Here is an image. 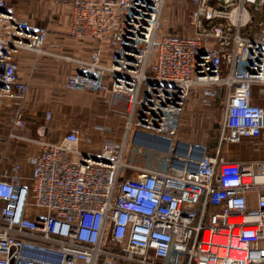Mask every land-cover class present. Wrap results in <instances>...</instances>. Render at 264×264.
<instances>
[{"label":"built area","instance_id":"obj_1","mask_svg":"<svg viewBox=\"0 0 264 264\" xmlns=\"http://www.w3.org/2000/svg\"><path fill=\"white\" fill-rule=\"evenodd\" d=\"M168 1L70 0L69 34L109 51L106 63L100 45L77 60L81 72L64 86L105 93L121 137L91 151L77 128L56 141L9 131L37 152L28 176L19 161L0 170V264H264V159L221 154L222 144L264 135V103L252 101L264 99V0H188L189 35L162 32ZM46 35L0 0V99H15L12 126L27 124L29 91L15 56L41 54ZM195 84L206 102L225 92L210 150L173 139ZM136 132L168 138L167 149L135 142Z\"/></svg>","mask_w":264,"mask_h":264},{"label":"crops","instance_id":"obj_2","mask_svg":"<svg viewBox=\"0 0 264 264\" xmlns=\"http://www.w3.org/2000/svg\"><path fill=\"white\" fill-rule=\"evenodd\" d=\"M5 3L17 19L28 23L31 30L41 27L47 29L41 54L21 49L15 56L18 76L29 80V91L23 102V118L35 124L32 129H26L24 134L32 135L35 139L42 137L56 141L74 126L73 122L77 121L76 116L79 114L88 116L85 131L79 128L80 148L96 151L102 140H118L123 122L106 114L104 104L107 95L89 90L67 89L64 86L66 77L77 70V60H86L96 42L100 44L94 39H81L69 34L70 0H5ZM100 46L103 51L101 60L106 63L109 50L105 51L103 43ZM252 101L264 103V99L255 95ZM14 109L13 97L0 99V170L9 162L19 161L21 174L28 176L30 165L26 157L37 152V145L23 137H9L10 130L19 132L21 128L9 122ZM45 110L52 113L47 122L43 121ZM95 123L110 126L111 130H97L94 128ZM86 135L92 136L91 144L84 142ZM230 156V160L244 162L264 159V135L255 141L246 140L238 144Z\"/></svg>","mask_w":264,"mask_h":264},{"label":"rangeland","instance_id":"obj_3","mask_svg":"<svg viewBox=\"0 0 264 264\" xmlns=\"http://www.w3.org/2000/svg\"><path fill=\"white\" fill-rule=\"evenodd\" d=\"M192 11L193 7L188 0H169L164 11L162 32L179 33L183 35L193 34L194 28L192 26L190 17ZM255 23L256 22L252 18V21L248 26H251L252 28ZM97 46L98 43L96 42L94 47L96 48ZM103 48H105V51L109 50L106 43H103ZM224 95L225 92L223 89H221L215 98H212L206 102L202 95V86L200 84L193 85L190 88L186 98L178 131L173 136V139L182 140L190 144L203 145L209 150L212 149L218 140L217 131L223 114ZM104 105L106 114L113 116L112 118L114 120H116V117L119 120L121 119L118 118L116 114L109 112L106 103ZM87 117L88 116L78 114V116H76L77 121L73 122L74 126L72 128H77L78 130L79 128H82L85 131L88 126V123L85 122ZM43 121L47 122L44 119ZM34 126L35 124H33L32 121H27L26 126L23 127L24 129L20 128V131H24L27 127L32 129ZM237 145L238 144L235 143L222 144V156H224L226 159L230 158L232 150H234ZM126 175L131 176L132 172L127 171Z\"/></svg>","mask_w":264,"mask_h":264},{"label":"water","instance_id":"obj_4","mask_svg":"<svg viewBox=\"0 0 264 264\" xmlns=\"http://www.w3.org/2000/svg\"><path fill=\"white\" fill-rule=\"evenodd\" d=\"M77 71L79 73L81 72V67L79 65L77 66ZM133 137V140L139 144L161 150H166L170 141L168 138H160L158 136L140 132H136Z\"/></svg>","mask_w":264,"mask_h":264},{"label":"trees","instance_id":"obj_5","mask_svg":"<svg viewBox=\"0 0 264 264\" xmlns=\"http://www.w3.org/2000/svg\"><path fill=\"white\" fill-rule=\"evenodd\" d=\"M258 16H259L258 14H255V15L252 16L255 22H256V18H257ZM255 28H256V23H255V25H254L252 28H251V26L246 27V28L243 30V32L247 34V33H249L250 31L254 30Z\"/></svg>","mask_w":264,"mask_h":264}]
</instances>
